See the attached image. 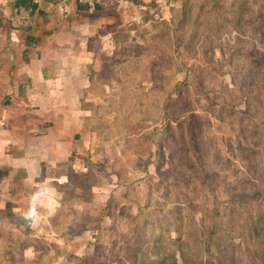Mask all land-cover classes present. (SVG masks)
Returning <instances> with one entry per match:
<instances>
[{
    "label": "rangeland",
    "instance_id": "374dc122",
    "mask_svg": "<svg viewBox=\"0 0 264 264\" xmlns=\"http://www.w3.org/2000/svg\"><path fill=\"white\" fill-rule=\"evenodd\" d=\"M54 1L29 92L80 118L71 187L18 198L0 264H264V0Z\"/></svg>",
    "mask_w": 264,
    "mask_h": 264
},
{
    "label": "crops",
    "instance_id": "0c3cea01",
    "mask_svg": "<svg viewBox=\"0 0 264 264\" xmlns=\"http://www.w3.org/2000/svg\"><path fill=\"white\" fill-rule=\"evenodd\" d=\"M42 1L47 5L55 2ZM38 3L39 0H32L23 8L15 5L16 0H0V223L6 217L25 213V209L20 211L18 198L27 190V199L32 203L37 200L48 205L55 201L59 187L69 183L60 166L73 154L72 139L81 124L79 116L70 112L69 97L63 100L67 105L64 111L52 112L39 105H49L48 99L31 98L29 91L45 88V77L55 73V65L36 45L44 38L35 33L31 19L42 16L45 26L50 22L48 11ZM44 171L52 172L47 182L42 181ZM56 172L59 173L55 178ZM17 210L19 213H15Z\"/></svg>",
    "mask_w": 264,
    "mask_h": 264
},
{
    "label": "trees",
    "instance_id": "16d2710c",
    "mask_svg": "<svg viewBox=\"0 0 264 264\" xmlns=\"http://www.w3.org/2000/svg\"><path fill=\"white\" fill-rule=\"evenodd\" d=\"M32 0H16V6L17 7H19V5H21L23 8H26L28 5L27 4H29V2H31ZM77 8H78V10L79 11H87V10H89V5H81V4H79L78 6H77ZM35 10V8L33 7V11ZM168 126H170L169 124H168ZM67 188L69 189L70 187H71V182H69L67 185Z\"/></svg>",
    "mask_w": 264,
    "mask_h": 264
}]
</instances>
